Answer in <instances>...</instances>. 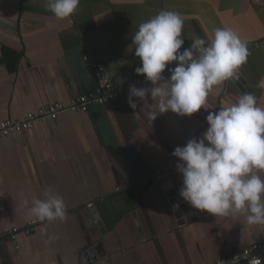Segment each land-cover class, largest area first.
<instances>
[{
    "label": "crops",
    "instance_id": "crops-1",
    "mask_svg": "<svg viewBox=\"0 0 264 264\" xmlns=\"http://www.w3.org/2000/svg\"><path fill=\"white\" fill-rule=\"evenodd\" d=\"M161 10L184 20L181 52L197 37L207 45L216 28L235 31L250 53L238 73L242 83L215 86L207 110L191 117L169 112L151 122L147 113L158 111L157 101L149 96L148 107L137 100L133 110L125 90L107 106L66 112L0 139V264H213L264 242V226L248 224L247 213L215 217L185 202L172 156L202 137L210 111L243 93L264 107V89L256 87L264 77V0H80L65 19L54 17L47 0H0L8 18L0 25V123L93 91L85 57L105 65L115 84L139 80L136 87L151 88L135 72L142 64L132 37ZM49 186L64 199L65 221L29 214ZM13 228L19 231L11 239Z\"/></svg>",
    "mask_w": 264,
    "mask_h": 264
},
{
    "label": "clouds",
    "instance_id": "clouds-1",
    "mask_svg": "<svg viewBox=\"0 0 264 264\" xmlns=\"http://www.w3.org/2000/svg\"><path fill=\"white\" fill-rule=\"evenodd\" d=\"M79 4L80 0H47V9L55 18L65 19L76 13ZM7 23L8 18L0 14V25ZM183 28L180 13L161 10L142 22L132 37L134 54L142 64L135 72L153 86L130 85L128 104L135 110L137 100L148 107L149 96L157 101L158 111L147 113L151 122L169 112L191 117L207 110L209 93L238 78L250 55L247 43L229 28L214 29L207 45L205 39L195 38L181 52ZM173 62L176 66L168 69L170 78L165 79L162 73ZM256 87L264 89V77ZM206 122L202 138L189 139L172 152L182 176L179 196L192 208L215 217L247 213L248 224L264 226V179L258 174L264 172V107L258 106L255 94L245 92L237 102L210 111ZM44 197L33 201L29 214L40 221H65L63 197L51 186ZM240 258L233 257L231 264H239Z\"/></svg>",
    "mask_w": 264,
    "mask_h": 264
},
{
    "label": "built area",
    "instance_id": "built-area-1",
    "mask_svg": "<svg viewBox=\"0 0 264 264\" xmlns=\"http://www.w3.org/2000/svg\"><path fill=\"white\" fill-rule=\"evenodd\" d=\"M87 65L91 68L93 77L95 80V89L91 92L79 94L75 99L67 104L52 103L45 107L38 109L33 113H28L23 119L19 121L5 120L0 123V139L8 138L10 136L20 134L26 131L34 129L35 125L42 123L46 120H56L59 115L70 113H86L92 107H103L109 105L112 101L116 100L118 96L125 90H129L130 85H141L143 82L135 80L133 82H127L123 86L115 84L111 81L106 67L103 64L90 63L85 57ZM175 66H168L162 75L166 78H170V72L168 69ZM164 174L157 177L161 180ZM92 207V205H88ZM40 223V221L29 222L23 232L25 234L31 233L34 228ZM19 230L13 228L7 234L11 239H14V235ZM239 264H264V242L260 245H252L242 251L240 255ZM232 259L219 261L213 264H226L231 263Z\"/></svg>",
    "mask_w": 264,
    "mask_h": 264
},
{
    "label": "water",
    "instance_id": "water-1",
    "mask_svg": "<svg viewBox=\"0 0 264 264\" xmlns=\"http://www.w3.org/2000/svg\"><path fill=\"white\" fill-rule=\"evenodd\" d=\"M232 80H236L237 82L242 83V80L240 79L239 74H238V78H234V79H232ZM199 138H202V137L199 136ZM199 138H197V139H199ZM171 194H172L171 192L168 194L169 197H171ZM170 203H171V204H175V203H176L175 199H174V198H171V199H170ZM177 216L180 217V216H181L180 213H178ZM179 222H181V221H179ZM240 261H241V260H239V262H240Z\"/></svg>",
    "mask_w": 264,
    "mask_h": 264
}]
</instances>
